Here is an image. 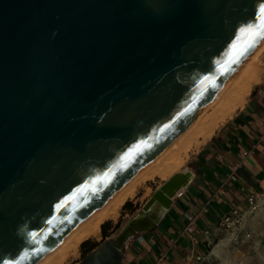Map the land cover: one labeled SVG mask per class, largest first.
Instances as JSON below:
<instances>
[{"label":"water","instance_id":"obj_1","mask_svg":"<svg viewBox=\"0 0 264 264\" xmlns=\"http://www.w3.org/2000/svg\"><path fill=\"white\" fill-rule=\"evenodd\" d=\"M261 6L0 0V264H37L182 132L263 37ZM129 229L77 264H123Z\"/></svg>","mask_w":264,"mask_h":264},{"label":"crops","instance_id":"obj_2","mask_svg":"<svg viewBox=\"0 0 264 264\" xmlns=\"http://www.w3.org/2000/svg\"><path fill=\"white\" fill-rule=\"evenodd\" d=\"M261 64L260 80L252 83L244 102L217 122L211 135L192 140L191 182L154 228L129 240L123 264H264V57ZM230 94L236 100V87ZM257 191L263 192L257 210L245 214L237 228L221 226L226 212L244 211L246 195ZM127 200L136 203L132 196ZM127 200L119 215L127 210ZM106 220L108 238L118 220L101 223ZM101 223L98 235L88 237L92 241L105 239Z\"/></svg>","mask_w":264,"mask_h":264},{"label":"bare ground","instance_id":"obj_3","mask_svg":"<svg viewBox=\"0 0 264 264\" xmlns=\"http://www.w3.org/2000/svg\"><path fill=\"white\" fill-rule=\"evenodd\" d=\"M263 46L264 36L251 49L250 53L245 56L238 69L193 121L157 155L143 164L104 204L93 210L54 250L49 252L37 264H65L69 257L78 254L79 244L82 240L98 235L100 223L103 220L113 218L118 214L122 203L135 193L138 185L153 176L161 177L163 179L160 182L161 184L172 174L184 171L187 175V180L185 184L175 191L172 196L173 201L174 197L187 186L193 176L191 168L184 164L188 149L192 146V140L197 142L198 137L204 139L211 135L217 122L230 115L239 104H242L244 102V94L249 92L252 83L260 80L259 72L262 66L255 58ZM231 86H236V100L230 94ZM152 192L146 200L151 196ZM144 203L126 220V226L130 225V229L125 234L124 239L154 228L172 204L171 202L168 206L162 201L154 199L144 208ZM129 240L126 242V247Z\"/></svg>","mask_w":264,"mask_h":264},{"label":"rangeland","instance_id":"obj_4","mask_svg":"<svg viewBox=\"0 0 264 264\" xmlns=\"http://www.w3.org/2000/svg\"><path fill=\"white\" fill-rule=\"evenodd\" d=\"M260 52H261V50L258 52V54H257V56L255 58L256 61L259 64H261V58L264 57V53H262L259 56V53ZM261 66L262 67L260 68V70H262V68H263V65L262 64H261ZM235 87L236 86H231L230 87L231 91H233V89ZM184 164H186L188 166H191L192 165L191 150H189V154H187L185 156ZM162 180L163 179L161 177H159V176H153L151 179H149L146 182H143L142 184H140V185L137 186L135 193L132 195L133 200L136 203H134V206H133L132 209H127L125 211H121L122 213L120 215L119 214L116 215V220H118V222L120 223V226L117 229H115L112 233H116L120 229V227L126 222V220L128 219V217L131 216L138 208H140V206L144 203V201L150 195V193L152 191H154L153 189H155L160 184V182ZM112 225H113V223H112ZM90 238H93V237H90ZM83 255H84L83 254V250L80 249L78 251V254L76 256L69 257L67 259V261L65 262V264H74V263H76V261L81 260L84 257Z\"/></svg>","mask_w":264,"mask_h":264},{"label":"built area","instance_id":"obj_5","mask_svg":"<svg viewBox=\"0 0 264 264\" xmlns=\"http://www.w3.org/2000/svg\"><path fill=\"white\" fill-rule=\"evenodd\" d=\"M263 196V192H251L246 195V209L240 210L238 207L231 208L226 212L220 220L221 226L227 229H234L239 227L245 214L253 213L260 206V199ZM191 229V225L188 226Z\"/></svg>","mask_w":264,"mask_h":264},{"label":"trees","instance_id":"obj_6","mask_svg":"<svg viewBox=\"0 0 264 264\" xmlns=\"http://www.w3.org/2000/svg\"><path fill=\"white\" fill-rule=\"evenodd\" d=\"M123 208H125V209H132L133 208V203L130 200H127L124 203ZM109 225H110V221L109 220H106L103 223H101V229H102V233H103L104 238L107 235H109L107 233V227ZM119 226H120V223L117 222L116 225L114 226V230L117 229ZM99 244H100L99 242L92 241L90 238L84 239L80 243V248L83 250V254H84L83 256H85L89 251H91L93 248H95Z\"/></svg>","mask_w":264,"mask_h":264},{"label":"snow or ice","instance_id":"obj_7","mask_svg":"<svg viewBox=\"0 0 264 264\" xmlns=\"http://www.w3.org/2000/svg\"><path fill=\"white\" fill-rule=\"evenodd\" d=\"M260 12L262 15L259 21L249 24L246 28V31L250 33L253 37L264 36V6H261ZM233 47H235V45Z\"/></svg>","mask_w":264,"mask_h":264}]
</instances>
